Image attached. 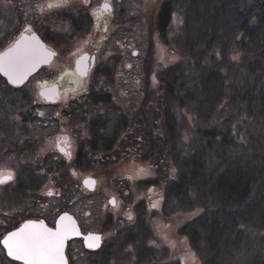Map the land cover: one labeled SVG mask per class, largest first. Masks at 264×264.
<instances>
[{"label": "trees", "instance_id": "1", "mask_svg": "<svg viewBox=\"0 0 264 264\" xmlns=\"http://www.w3.org/2000/svg\"><path fill=\"white\" fill-rule=\"evenodd\" d=\"M176 7L179 29L168 38ZM152 26L179 57L156 69L154 86L153 47L143 62L136 111L147 149L140 159L156 165L144 183L162 180L166 214L200 207L177 229L198 264H264V0H164ZM177 110L191 112L185 142ZM107 139L111 146L114 135ZM143 205L136 224L115 230L125 237L121 252L132 253L129 264H183L150 241Z\"/></svg>", "mask_w": 264, "mask_h": 264}, {"label": "rangeland", "instance_id": "2", "mask_svg": "<svg viewBox=\"0 0 264 264\" xmlns=\"http://www.w3.org/2000/svg\"><path fill=\"white\" fill-rule=\"evenodd\" d=\"M11 1L17 6L20 1L24 5L25 0ZM163 1L118 0L116 2L119 12L118 30L103 46L104 51L108 52L107 49L111 48L113 40H118V48L111 59L112 66H108L109 68L103 66L94 71L77 86L75 91L64 93L63 100L58 105L42 104L37 91L40 87L58 82L63 77L64 74L59 71L70 61V57L63 51L54 58L51 66L35 72L20 87L10 86L0 75V169H7L16 179L12 185H9L13 186L9 189L14 190V186H17L22 187L21 190L24 191L33 183L35 187L37 184L40 185V188L37 187L38 191L44 193L46 197L38 196L37 199L44 203L34 211L49 213L59 205L65 204L64 200L75 198L74 182L76 181L71 179V165L67 161L62 163L61 156L53 151L52 140L58 124L65 126L62 130L71 128L77 137H82L81 133H85V137L96 140L98 137V140L103 137L102 132L107 138L117 131L118 151H101V149L93 151L91 148L87 150L88 163L93 161V165L89 164L86 172L94 173L99 178V183L95 192L88 190L84 200L79 199L80 209L85 207V212L82 210V213L86 215L81 220L85 221V225L90 229L98 226L104 228L103 242L94 250H85L82 245L73 242L69 264H129L128 260L132 257V253L128 249L121 252L125 237L118 235L115 230L135 223L137 205L141 202L144 204L147 227L152 234L150 241L157 248L167 247L168 256L172 259L181 258L183 264H198L197 257L193 256L185 238L178 235L177 229L195 217L200 212V207L174 211L172 208H166L170 210L167 212L171 213L163 212L159 205L164 186L162 180L156 183H144V179L154 175L156 165L151 166L148 161L140 159V154L147 149L142 136L145 129L140 124L136 111L146 87L142 77L143 62L146 61L148 51L150 52L153 47L155 59L151 62L153 72H150L149 80L154 86L156 69L172 64L179 57L174 45L166 46L161 34L152 26L155 14ZM172 14L166 34L168 38L174 37L181 20V13L177 7L173 9ZM10 17L7 9H4V13H0V19L5 24ZM77 39L80 40L81 37ZM79 40L72 45V49L75 44L80 43ZM54 43L52 45L55 46ZM126 62L130 65L127 66ZM68 99H71L70 103L64 102ZM84 111L87 116L93 118L90 122L95 123L94 126L102 124V131L99 130L100 125L95 127L98 129L96 131L89 127V133L88 130H81L82 123H77V120L82 119L78 115ZM67 113L72 114L68 117ZM176 115L185 142L193 127L191 112L177 110ZM150 117L151 121L157 120V115L153 112H150ZM67 120L70 122L68 123ZM123 123H125L124 127ZM155 164L159 167L161 164L163 166V158ZM164 171L165 169L162 168L160 173ZM20 178L23 180L22 186H20ZM50 189L54 190L52 194L60 193V196H51L48 193ZM32 191L30 196L35 197ZM110 194H116L126 207L122 208L123 205L120 203L121 206L117 209L108 204L110 208L108 210L104 208L106 195ZM70 205L74 206L73 203ZM3 229L4 226L0 225V238ZM0 264L19 263L9 259L0 245Z\"/></svg>", "mask_w": 264, "mask_h": 264}, {"label": "flooded vegetation", "instance_id": "3", "mask_svg": "<svg viewBox=\"0 0 264 264\" xmlns=\"http://www.w3.org/2000/svg\"><path fill=\"white\" fill-rule=\"evenodd\" d=\"M0 1H2L0 2V13H4V9H7L9 15H11L6 24L0 19V37H2V39H0V52L12 45L19 36L36 33L45 42L46 47L54 51L51 61L42 65L38 71L51 66L54 58L60 54V51H63L64 54L70 57L69 64L63 66L59 71V73L62 72L64 74L63 78H65L66 83H69V86L63 90L61 87V77L59 79L60 81L54 82L58 84L59 95L54 101H46L38 95L42 104L50 106L58 105L63 100L62 95L64 93L75 91L77 86L87 79L94 71L99 70L103 66H112L111 59L113 58L116 48H118V40H113V45L111 48L107 49L108 52L104 51L105 48L103 49V46L106 45V41L111 35L118 30L119 12L116 8V2L118 0H25L24 5L20 1V3H17V6H15L11 0ZM78 37H81V39H77ZM76 40H79L80 43L78 45L75 44V47L72 49V45ZM55 41L56 43H54ZM52 43L56 45L54 46ZM82 53L87 54L86 62L88 69L86 75L78 76L74 70L75 59ZM128 64L129 62H126L127 66ZM64 102L70 103L71 99L65 100ZM70 110L72 109H69V111ZM67 114L69 117L72 113ZM78 116L82 117V119L79 118L77 120V123H82V131L88 130L89 133V127L95 129V127H99V125V130L102 129L101 123L94 126L95 123L90 122L93 118L87 116L86 111ZM69 120H67L68 123L70 122ZM122 125L124 127L125 123ZM127 125L129 124L127 123ZM64 127L65 126L58 124L52 140V146L54 149L53 151L61 156V162L67 161L71 165V179L76 181V183L74 182L75 198L64 200L65 204L59 205L49 213L34 211L36 207H42L44 203L42 200L37 199L38 196L46 197L44 193L38 191L40 185L37 184L35 187V183H33L31 186H27L24 191L21 190L22 187L17 186H14V190L9 189L13 187L9 185H12V182L16 179L7 169H0V225L4 226L1 236L28 221L54 228L58 217L65 212L74 217L81 233H100L103 242L105 229L100 228V226L90 229L85 225L86 222L81 220V218H85L86 215L83 214L85 212V207L82 209L84 211L83 213L80 209L81 203L79 199L83 198L81 200L83 201L89 190L83 182L86 177H93L95 180L94 189L89 190L91 192L96 191L99 183V178L94 173L90 174L86 172V167H89V164L93 165V161L88 163L89 154H86L88 152L87 150L91 148L93 151L96 149H101V151L104 149L118 151L117 131L116 134H113L115 139L113 141L114 143L110 146L107 138L101 137L98 140V137L97 140L91 139L85 137V133V136L81 133L82 137H77L69 127L66 128V130H62ZM101 131H99V134ZM92 156L93 155H91V157ZM8 177H11V179H8ZM22 185L23 180L20 178V186ZM32 187L35 188L33 189ZM31 191L34 193L35 197H32L33 195L30 196ZM52 191L54 190L50 189L48 191L51 196H60V193L54 195ZM109 198L114 199L113 208L117 209L121 206L120 203L123 205L122 208L126 207L116 194H110L106 195L104 202V208L107 210L110 208L109 206H111L108 203ZM71 203L74 204L73 207H71ZM83 205L84 203H82V206ZM73 242H77L82 245L85 250H89L84 247L82 237L69 239L64 247L66 264H69L71 258L70 255L73 251ZM14 261L23 264L19 260Z\"/></svg>", "mask_w": 264, "mask_h": 264}, {"label": "water", "instance_id": "4", "mask_svg": "<svg viewBox=\"0 0 264 264\" xmlns=\"http://www.w3.org/2000/svg\"><path fill=\"white\" fill-rule=\"evenodd\" d=\"M53 55L54 51L46 47L36 33L21 35L0 52V75L10 86L20 87L42 65L49 63ZM86 59V53L75 59L74 70L78 76L86 75ZM38 95L46 101H54L59 95L58 84L40 87ZM83 182L89 190L94 189L93 177H86ZM108 203L114 205V199L109 198ZM74 237H82L84 247L89 250L99 248L102 243L100 233H81L74 217L64 212L58 217L54 228L28 221L6 232L0 238V245L9 259L19 260L23 264H66L64 247Z\"/></svg>", "mask_w": 264, "mask_h": 264}, {"label": "snow or ice", "instance_id": "5", "mask_svg": "<svg viewBox=\"0 0 264 264\" xmlns=\"http://www.w3.org/2000/svg\"><path fill=\"white\" fill-rule=\"evenodd\" d=\"M8 179H11V177H8ZM90 246L94 247L95 245H90Z\"/></svg>", "mask_w": 264, "mask_h": 264}]
</instances>
